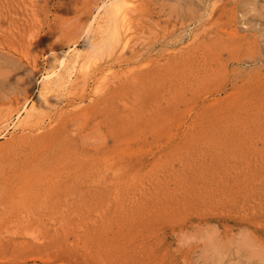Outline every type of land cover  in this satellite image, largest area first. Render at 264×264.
Listing matches in <instances>:
<instances>
[{"label":"rangeland","instance_id":"1","mask_svg":"<svg viewBox=\"0 0 264 264\" xmlns=\"http://www.w3.org/2000/svg\"><path fill=\"white\" fill-rule=\"evenodd\" d=\"M109 1L0 0V264H264V0Z\"/></svg>","mask_w":264,"mask_h":264},{"label":"bare ground","instance_id":"2","mask_svg":"<svg viewBox=\"0 0 264 264\" xmlns=\"http://www.w3.org/2000/svg\"><path fill=\"white\" fill-rule=\"evenodd\" d=\"M130 1L131 0H115V1H113V2H110L107 6H106V9L109 11V13H110V18L108 17V19L111 21V23H112V26L114 27V36H115V31L117 32V29H118V26L120 25V23H127L128 22V20H127V17H128V15H127V11H128V8H129V6H130ZM108 13V12H107ZM99 15H101V14H98V16ZM107 16V15H106ZM101 18V17H100ZM106 18V17H105ZM129 19V18H128ZM111 26V27H112ZM103 26H101V28H102ZM106 27V26H105ZM122 27V26H121ZM107 28V27H106ZM110 28V27H109ZM123 28H124V25H123ZM103 29V28H102ZM111 29V28H110ZM120 29V28H119ZM126 30V29H125ZM94 31V30H93ZM122 31V30H121ZM107 32V31H106ZM113 32V31H112ZM120 32V31H119ZM95 33V32H94ZM125 33V32H124ZM127 33H128V31H127ZM120 34H122V33H120ZM87 36H89V35H87ZM113 36V37H114ZM91 38V37H90ZM127 38V37H126ZM126 41V40H125ZM124 41V42H125ZM89 42V41H88ZM126 43H127V41H126ZM127 44H125V46H126ZM82 46V45H81ZM87 46V45H86ZM79 47V46H78ZM86 48V47H85ZM95 48V47H94ZM77 50V49H76ZM79 50H80V48H79ZM79 50L77 51V53H75V54H73L72 56L69 54V53H66V51H65V53L64 54H62L60 57H59V59H58V61H57V66L56 67H54V68H52V70L50 71V72H48L49 74H48V76H47V78H48V80L51 82L52 80H56V81H62V79H63V73H64V71H65V69L67 68V66L69 67V64H71L72 65V69H75V66H77L78 64H80V63H78L79 61H81V63L82 62H84V63H86V61H88L89 59H88V57L89 56H91V54H90V51L91 50H93L92 49V46H88V48H86V49H82L80 52H79ZM69 51V50H68ZM73 51V50H72ZM70 52V51H69ZM58 57V56H57ZM55 62V61H54ZM87 64H88V62H87ZM89 64H91V63H89ZM88 64V65H89ZM52 65V64H51ZM84 64H82V65H80V66H83ZM86 67H87V65H86ZM67 70V69H66ZM70 70V69H69ZM81 70V69H80ZM87 71V70H86ZM68 74V73H67ZM74 74V73H73ZM72 74V75H73ZM71 74L69 73V76H70ZM71 78V77H70ZM69 78V80H71ZM48 81V82H49ZM56 83V82H55ZM48 85H50V84H48ZM67 85H68V83H67ZM55 86V85H54ZM58 86V85H57ZM48 87V86H47ZM44 88H46V87H44ZM48 89V88H47ZM41 104H43V103H41Z\"/></svg>","mask_w":264,"mask_h":264}]
</instances>
